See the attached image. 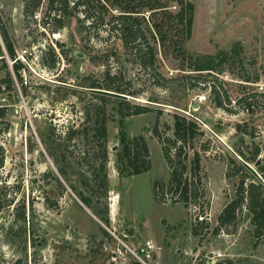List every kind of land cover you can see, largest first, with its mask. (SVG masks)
Wrapping results in <instances>:
<instances>
[{
	"label": "rangeland",
	"instance_id": "374dc122",
	"mask_svg": "<svg viewBox=\"0 0 264 264\" xmlns=\"http://www.w3.org/2000/svg\"><path fill=\"white\" fill-rule=\"evenodd\" d=\"M193 1L187 52L226 51L228 59L211 73L185 71L192 72L190 78L171 64L180 61L176 54L166 66L160 59V72L175 79L169 81L170 90L150 83L147 71L136 63L115 62V70L121 68L132 79L125 85L128 90L142 93L128 96L132 102L146 104L153 97L163 106L160 113L156 108L122 116L116 96L79 85L85 76L102 70L86 55L100 47L95 31H79L75 18L58 32L44 27L47 0L31 17L24 15L23 0H0L2 24L17 52L28 50L22 80L11 63L9 68L0 64V102L10 122L9 131L0 135L6 148L0 191L14 202L0 212V264H264V230L257 235L250 215L241 214L234 224L217 230L218 216L234 197L240 178L257 180L254 172L264 183V165L259 170L252 162L249 174L234 167L235 174L227 176L231 158L243 160L239 148L252 156L259 146L264 164V0ZM176 5L171 6L174 12L179 10ZM117 45L123 51L119 41ZM51 48L59 54L53 68L49 67L52 55L46 54ZM205 78L216 86L226 109L216 106L213 89L201 83ZM247 105L252 106L250 111ZM102 108L108 130L107 195L95 182L93 171L102 151L100 142L93 140V133L87 138L85 132L76 131L70 137L71 131L82 127L88 112L92 117ZM175 109L195 117L204 130L195 142L201 155L197 177L201 197L188 207L159 203L153 191L155 180L170 179L153 127L158 122L163 136H172ZM238 124L247 133L239 131ZM121 130L129 139L145 138L152 163L149 171L121 175ZM193 153L190 150L189 161ZM80 193L90 198L91 207L83 203ZM23 202L26 232L16 221ZM147 241L154 244L151 259H144L139 251Z\"/></svg>",
	"mask_w": 264,
	"mask_h": 264
},
{
	"label": "trees",
	"instance_id": "16d2710c",
	"mask_svg": "<svg viewBox=\"0 0 264 264\" xmlns=\"http://www.w3.org/2000/svg\"><path fill=\"white\" fill-rule=\"evenodd\" d=\"M45 0H23V11L25 17H31L42 7ZM179 6L177 12L172 11L171 6ZM176 5V6H177ZM195 3L193 0H47V16L43 19V26L49 27L53 32L61 31L65 27L67 20L75 18L79 24V31L90 33L95 31L100 47L95 54L88 52L89 60L102 67L99 73H93L84 77L82 84L87 89L96 91L106 96H116L118 101L117 109L122 116L139 115L153 111L157 108L162 112L163 107L157 98L149 97L146 104L132 102L128 96H140L141 92L128 90L127 83L132 84V79L127 78L121 68L115 70V62L124 64L125 61L136 63L140 68L147 71L149 81L153 85L170 90L169 81L174 78H167L160 72L157 62L162 61L163 66L168 65L170 57L180 58L178 62H172L177 66L185 77H192L185 71H208L211 73L217 69L220 63L228 59L229 52L220 51L216 55H194L187 52L186 41L190 38L194 22ZM1 24L2 41H0V64L9 68L12 67L21 80V70L25 69V63L17 59L15 42L8 30ZM120 42L123 51H120L117 42ZM58 45H62L57 42ZM47 53L52 55L49 67H55L59 61V54L53 48ZM177 61V60H176ZM158 71V72H157ZM162 77V78H161ZM162 79V80H159ZM166 82V83H165ZM168 83V84H167ZM201 83L211 86L207 78ZM214 93L216 106L226 109L224 100L220 97L216 86H211ZM131 107V110H126ZM247 110L252 109L251 105L246 106ZM105 109L99 110L90 117L87 113L85 121L79 130L71 131L73 137L76 131L85 132L83 137H89L93 133V140L100 142L102 151L99 155L97 167H94V177L97 185L107 195V161L108 151L106 141L108 130ZM91 125H93L91 127ZM238 130L247 133L241 124ZM10 122L7 119V112L4 106H0V135L9 131ZM172 136H163L160 125L157 122L153 127V133L160 142L165 159L170 168V179L165 181L158 179L154 181L153 191L155 199L159 203L170 202L172 204L182 203L186 207L191 204H198L200 199L199 172L201 169V155L196 149V139L199 134L204 133L197 119L178 109L173 113ZM121 142L123 149L118 157V169L121 175L131 176L144 173L150 170L152 163L150 160V150L145 138L142 135L129 139L121 130ZM194 153L189 161V152ZM238 154L243 160L239 161L232 157L233 164L229 167L227 176L235 174L234 167L246 171L251 170L249 162L257 164L262 149L255 148L252 156H247L245 151L238 149ZM6 159V148L0 143V169L4 166ZM264 160V159H263ZM262 162L258 164V169H263ZM61 173L66 171L60 168ZM257 178L246 182L245 178H240L234 197L225 205L218 216V227H228L234 224L241 214L250 215L251 224L257 233L264 230V183ZM251 176V175H250ZM1 181V177H0ZM87 184V180H85ZM0 191V212L12 205L13 199L4 198ZM80 198L85 205L91 207L89 197L80 193ZM16 221H20L26 232L27 208L23 202L18 206ZM108 220V216H105ZM104 218V219H105ZM105 219V220H106ZM106 220V221H107ZM204 220V219H203ZM216 230V231H217ZM198 226L193 227V234L199 235ZM230 263V262H229ZM127 264H143L140 261H133Z\"/></svg>",
	"mask_w": 264,
	"mask_h": 264
},
{
	"label": "built area",
	"instance_id": "2783aa9c",
	"mask_svg": "<svg viewBox=\"0 0 264 264\" xmlns=\"http://www.w3.org/2000/svg\"><path fill=\"white\" fill-rule=\"evenodd\" d=\"M27 53H28L27 49H24V50H22L20 52H17V59H20L22 62L25 63ZM10 63H11V66H12L13 61H10ZM0 106H4V104L0 102ZM139 251L143 255L144 259H151L152 255H153V251H154V244H152L151 241H147L145 244H143L140 247ZM144 259H141V260L144 261Z\"/></svg>",
	"mask_w": 264,
	"mask_h": 264
},
{
	"label": "water",
	"instance_id": "95a60500",
	"mask_svg": "<svg viewBox=\"0 0 264 264\" xmlns=\"http://www.w3.org/2000/svg\"><path fill=\"white\" fill-rule=\"evenodd\" d=\"M80 56H84L83 53H78ZM260 163V160H258L257 165Z\"/></svg>",
	"mask_w": 264,
	"mask_h": 264
}]
</instances>
